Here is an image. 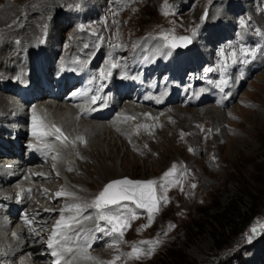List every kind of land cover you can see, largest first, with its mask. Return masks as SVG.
<instances>
[{
  "label": "rangeland",
  "instance_id": "rangeland-1",
  "mask_svg": "<svg viewBox=\"0 0 264 264\" xmlns=\"http://www.w3.org/2000/svg\"><path fill=\"white\" fill-rule=\"evenodd\" d=\"M37 1L39 0H0V10L12 11L11 15L5 13L10 20V28L9 31L6 27L2 28V33H18L5 47L7 53L13 51V46H18L22 52L21 58L24 57L23 51L27 49L19 40L22 38H18L19 34L24 32H20L23 30L22 15L30 16L32 9L40 5ZM63 1L66 0H57ZM166 2L165 8V0H73L71 5L60 4L50 10L53 15L36 25L34 40L45 42L50 48L57 49L56 57L64 55V48L67 49L68 46L69 56V47L77 41L85 42L83 37L86 38L89 34L87 29L94 28L98 35L96 37L101 38L103 35L102 42L97 43L95 38V47L102 43L105 47V40L108 38L109 43L115 45L113 50L119 52L124 60L132 54L137 45L158 43L162 33L190 36L193 38L192 44L197 39L199 41L200 34H204L206 51L203 54L206 55V60L203 67H216L218 63L221 64L217 53L224 51L228 54L222 57L232 61L229 69L230 85L222 88L227 91L224 92L226 95L230 92L231 98L222 101L220 95H217L218 102H203L198 104L199 106H185L179 102L160 108L136 105L149 111L146 110L143 116L126 114V118L133 124L132 131L124 134V137L113 139L111 146L109 140L101 144L103 159L95 158L93 153H86L88 159L84 163L80 162L83 163L82 167L78 161L73 163L76 173L74 170L70 173L61 172L65 179L61 182L57 172L51 177L49 173L39 172L50 178H44L42 182L35 181L40 191V196L34 201L35 207L41 212L45 211L43 213H49L51 211H47L48 208H59L62 211L68 205L79 204L81 215L79 211L75 212L76 210L64 211L63 215L75 213L72 217L80 220L89 217L92 222V213L88 214V210L92 208L96 196L110 181L127 178L133 181L155 180L159 183L163 174L175 165V183L168 185L166 189L158 186L156 188L157 195L166 198L167 202L161 201L159 211L153 214L150 226L149 214L140 211L131 202L123 201L120 205L103 209L105 215L127 217L129 226L124 229L123 237L116 233L109 235L107 233L110 232L111 225L102 220L100 229L106 236L102 240V235L97 233L98 237L100 236L98 244L92 249L82 248L77 255L82 259L75 264H109L115 257H120L115 264H166L169 254L178 256V259L168 264H264V227H260L264 225V0L226 2L231 4L233 11L224 12L221 17H225L229 24L222 21L223 34L212 40L205 32L206 23L210 18L213 19L209 18L213 6L224 5L225 0ZM97 3L98 11L84 17L82 8ZM165 11L167 15L163 14ZM79 15H82V22L79 21ZM1 17L2 15L0 20L3 19ZM65 18L70 24L64 25ZM217 23L218 21H214L209 24ZM208 28V31L211 28L213 31V26ZM91 33L93 34V31ZM258 36L261 37V43ZM242 37L247 39L244 40L246 46L239 47L240 41L244 39ZM84 42V50L90 47V53L97 51L93 49V45H88L91 41L85 44ZM253 44L255 46H252ZM160 46L161 44L159 48ZM231 47L234 48L229 50ZM143 48H146V45ZM161 49L164 50H159ZM172 49L174 48L169 51ZM241 49L247 55L239 57ZM88 51L87 54H90ZM233 52L239 61L233 62ZM18 58L11 59L10 62L16 64ZM242 58L254 62V68H250L251 65ZM192 66L190 67L194 70V65ZM239 66L240 70L237 71ZM202 84L204 83L199 82V85ZM210 87L215 85H203L201 88ZM0 94L5 95L1 91ZM7 102L10 103L8 100L2 105L9 106ZM168 106L180 107L181 115L172 114L167 110ZM205 107L207 110L197 111ZM85 142L81 145L85 146ZM72 150L68 155L75 157L72 155L75 146ZM95 153L97 154V151ZM61 155L64 157V154ZM108 155L114 156L111 161L107 158ZM103 160L106 165L114 166L117 174L107 175L99 182L95 167ZM53 167L55 168V165H50L48 170L52 172ZM66 174L70 179L68 181ZM66 183L74 188L67 190L68 187L63 185ZM52 189H56L54 194L63 192L72 195H61L60 201L52 204L51 200L58 197H54ZM46 199H51L49 204L45 202ZM61 211L56 212L58 217L61 216ZM84 212L86 213L83 214ZM133 213L135 218H132ZM46 215L48 216L47 213ZM91 224H83L82 227H90ZM254 226L258 232L250 241L251 229ZM92 232L93 230L89 235H92ZM133 245L144 249L145 254L140 259L128 257L127 253L131 252ZM151 247H154V251L148 255L147 250ZM84 254L94 259H85Z\"/></svg>",
  "mask_w": 264,
  "mask_h": 264
},
{
  "label": "bare ground",
  "instance_id": "bare-ground-1",
  "mask_svg": "<svg viewBox=\"0 0 264 264\" xmlns=\"http://www.w3.org/2000/svg\"><path fill=\"white\" fill-rule=\"evenodd\" d=\"M235 1H238V0H235ZM71 2H73V0L72 1L66 0L63 2H57V0H39V1H37V3H39L40 5H38L34 9H32L30 16L22 15L23 22L21 23V25L23 26V30H21V31L19 30V31L20 32L24 31V32L20 33L19 34L20 37H18V38H22L19 40L23 44L24 48L27 49V50L23 51V53L25 52L24 57H23L24 62L27 59L29 60L30 51L33 47H35L34 45L36 44V42H38V41L34 40L36 25L42 23L46 19H49L50 15H53L52 14L53 12L52 11L50 12V10L52 8H54L56 6L59 7L60 4H65V3H66V6H68L67 3H70V5H71L72 4ZM226 2L232 3V0H225V2H223L224 5L221 4V6H218V5L213 6V8L211 10V16L209 15V18L213 17V19L210 18L207 21L206 27H207V29H209L208 27L213 26V31H212V28L209 31L205 28L206 29L205 32H206V34H208L210 36L211 40L214 37H218V36H221L223 34V32H224V30L222 28L223 25L221 26V24L223 22H225L226 24H229L228 20L225 21V17H221L222 13L230 12L231 10L233 11L232 7L230 6L231 4L228 5ZM98 6L99 5L97 3L94 5L91 4L90 6L83 7L82 8L83 9V11H82L83 16L88 17V16H90V14L93 15V13L95 11H98ZM85 9H86V12H85ZM7 11L8 10H6V9L0 10V16L2 15V17H3V19L0 20V37L3 38V40L0 38L1 39V44H0V82H3V84H5V85H7V84H9L15 80H18V78L22 77V74H23V70L19 68V65H16V64L10 62L11 59L18 58V55L20 53H22L19 51V49H18L19 47L13 46V48H14L13 51L10 50L11 52H8V53L5 50V47L8 46L10 39L13 36L18 35L17 32H14L12 30H11L12 33L11 32H7L5 34L2 33V30H1L2 28L6 27V30L8 29V31L10 28V25H9L10 20H9V18H7V16L11 15L12 11H10V12H7ZM6 12L8 13L7 16L5 14ZM34 14H35V16H34ZM259 19L263 20L261 18H259ZM64 21H65V22H63L64 25L69 23V22H66V18ZM214 21H218L219 24L218 23H217V25L216 24H209L210 22H214ZM60 30L61 29L59 28L58 33H60ZM96 33L93 30V34L92 33L90 34L91 36L88 34V36H86V38L83 37L85 42H87L86 40H87V38H89L91 42L88 45H93V49L95 48V51L97 50L95 52V54H93L94 52L90 53L88 51L90 49V47L87 50H84L85 51L84 57L88 56L90 59H92V63L95 62V60H97L98 57L105 56L104 52H103V47H104L103 43H102V45H98L96 47H95L96 44L94 45V39H92V38L93 37L95 38L96 36H98ZM49 36H52V35L49 34ZM199 37H200L199 41L197 39V41L195 43L191 44L192 46L190 45L187 49H182V50L172 49V51L167 56V60L170 62L172 61L174 64H176L177 66H180V67L188 65V64H190V66H192V65H194V60L204 62L206 60V55L203 53H204V51H206V49H205V42H203V40L206 39L205 38L206 36H204V34H202V35L200 34ZM202 37H203V39H202ZM49 41H50V39H48V42ZM82 42H84V41H82ZM82 42L77 41L73 46L71 45L69 48H71V51H72V49H74V50L77 49L76 51H78V49L80 47H84ZM85 42H84V44H85ZM66 43H68V42H66ZM206 43H208V42H206ZM76 46H78V48H76ZM114 47H115V45H112V47H110V48H114ZM55 50H57V49H55V48L49 49L48 45H46V47L44 49V54H43L44 55V61H45L43 64L44 67L49 68V66L56 60L55 55L52 58L53 53L56 54ZM64 50L66 52L65 54H67L68 50H70V49H68V46H67V49L64 48ZM87 51L90 54H87ZM160 51L162 53L163 50L161 49ZM117 54H118V52H117ZM115 56H118V55H115ZM106 59H107V61H109L110 63L113 64L114 56H111L110 58L106 57ZM145 61L146 60L144 59L142 61V63ZM192 68H193V66H192ZM194 70H195V68H194ZM162 72L165 73V68L162 69ZM145 77H146L145 80H147L148 77H150V78L152 77V78H158V81H161L160 75H157L155 71H150L149 73L145 74ZM100 82H99V87L101 90V95H100L101 102H108L110 105L113 106V111L118 110V111H116L117 112L116 115L111 117V119H107V120H103V121H94V122L93 121H81L79 123H76V118L73 117L72 114H70V112H71L70 109H64L61 107H57V108L51 110L49 108H44L45 112L46 111L49 112V114H48L49 119H51L54 122H60L62 125H66V127H67L66 131H65L66 136H68L70 138V140L74 141V143H72L73 145H70L67 142L65 144H62V143L57 144V146H58L57 152L55 155H53V156H56L57 159H53V156H52V157H50V161H48L47 159H44V158L41 161H39V159L37 158L35 161L33 160V162H31L30 164L29 163L22 164V162H21V166H27V167L25 168V170L21 169L18 172V174L16 175L15 180L20 178V181H18V183H16V184L22 183L21 185L23 187H26V183H27L26 181L28 179H30L29 184H30V186H32V189H33L32 193H33L34 197L40 196V191L38 189V186H36V182H42V179H44V178H48L49 176L50 177L55 176L54 175L55 172H57V174H60V176H58L59 182H61L62 180L64 181L65 179H63L61 172H66V173L69 172L70 173L74 170V172L76 173V169L74 168L75 161L76 162L78 161V163L82 167V164L84 163V161L86 159H88V156H86V153H89V154L93 153L92 155H95V158L98 159V157H99L100 159H103L102 154L104 153V151L102 149L101 144L105 143L106 140H109V145L111 146L112 141H114L113 139H118V137H124V134H129L132 131L133 124L131 122H129L128 118L126 119V114L127 115L134 114V115L143 116L147 112L146 110H148V109H146L145 107L144 108L143 107L138 108L136 105L132 104L133 100L130 98V96L124 97V93L118 92V90L111 85V80H106V78H103L100 80ZM102 84L103 85L104 84L109 85L110 91L108 93H105V91L101 88ZM185 89H188V87H185ZM162 92H164V94L161 96H164L165 94H167V90L165 87H164V90H162ZM116 94H117V98L115 97ZM202 94H203L204 98L207 96V93H202ZM159 97H160V95L154 96L155 99H157ZM8 100H9V98L7 97V95L0 94V112H2V113H0V123H4L3 118L6 115H8L10 112H13V111H11L12 108H10L12 103L10 104L7 102L6 104L7 105L9 104V106L2 105L3 102L5 103ZM187 101L188 100H186V102ZM126 102H129L130 104L126 103ZM143 105H147V104L143 103L142 106ZM150 106H152V105H150ZM160 107H163V106H159L157 108H160ZM161 109H163V108H161ZM180 109H181L180 107H176V106H171V107L168 106V108H167V110H169L172 114H175L177 116L181 115V112L179 111ZM200 110H207V107L202 108V109H198L197 111H200ZM118 115H121V116L118 117ZM138 127H140V126L138 125ZM141 129H143V128H141ZM4 132H5V129L0 126V138H3L4 140H8L6 136H3ZM78 137L84 138V141L87 142V143L85 142L86 143L85 146L81 145L80 140L77 139ZM122 144H123V142H122ZM100 145H101V147H100ZM73 146H75V152H73L72 155H74L75 157H71L68 155L69 151H73L72 150ZM90 148H91V150H90ZM4 149H6L7 154L10 152V150L7 147L2 145V141H0V153H2V151ZM95 151H97V154L95 153ZM4 154L0 155V182L2 184L3 183L6 184V187H7L8 185H12V184L5 181V179H4L5 175L7 174L10 176V173L13 174L14 171L19 170L21 168V166H15L14 163H10V164L7 163V162H9L8 159L11 157L7 156V157H5L6 159H4ZM61 154H64V157H62ZM113 157L114 156H112V155H108L107 158L110 159V161H111V159ZM19 159H22V158H19ZM81 161H83V163H80ZM18 163H19V161H18ZM45 165H47V166H45ZM50 165H55V168L54 167H53L54 169L52 168L53 169L52 172L50 170H48ZM95 170L94 171L96 172V174L99 175L98 176L99 182L102 180L103 177L110 175L112 173H116L114 166L106 165L104 163V160L99 161V164L97 167H95ZM41 171L45 172V173H49V176L46 177V175H45V177H40V176L36 175L37 173H39ZM33 172H35V173H33ZM31 173H33V174L31 175ZM21 175H23V177H20ZM66 176H67V178L65 177L66 181L70 180L68 177V174H66ZM46 180H48V179H46ZM68 184L69 183L63 184L64 186L68 187L67 190H69L70 188H74L72 186H68ZM51 191L53 193L56 191V189L55 190L52 189ZM8 192L4 191L3 193H8ZM54 197H57V193L54 194ZM61 198L62 197H57L55 200L54 199L51 200L52 204L57 203V201H60ZM26 201L30 204L29 206L32 207V210H30V212L34 211V212H36V214L40 215L39 219H46V218H52L53 217V215H50L51 212L47 213L48 214V216H47L46 213L41 212L40 209L35 207V203H34L35 198L33 199V197H31L30 199H26ZM49 201H50L49 199L45 200V202H47V204H49ZM75 212L78 213V211H75ZM80 212L81 211H79V214H80ZM86 212H84L83 214H85ZM68 215H69L68 217H72L75 215V213L69 212ZM75 221H80V222L76 223ZM90 221H91V218H89V217L88 218L86 217L85 219H82V220H80V218L79 219L76 218L74 221H71V223H73L72 225H75V227L76 226L82 227L83 224L90 223ZM39 225H42L41 221H40ZM37 228H38V226H37ZM7 233L8 232H5L4 228L0 225V262L3 261L4 264H15V263H17V261L19 262V264H39V263L42 264L43 263L42 258L37 257L36 252H34V250H32L31 247L26 246L25 244H22L18 240L9 238L7 236ZM61 242H63L64 244H69V239L68 240H62L61 239ZM64 253H67V251H65ZM79 259H82V257L73 256V258L71 259V264H75V263L79 262Z\"/></svg>",
  "mask_w": 264,
  "mask_h": 264
},
{
  "label": "snow or ice",
  "instance_id": "snow-or-ice-1",
  "mask_svg": "<svg viewBox=\"0 0 264 264\" xmlns=\"http://www.w3.org/2000/svg\"><path fill=\"white\" fill-rule=\"evenodd\" d=\"M164 7H167V2L165 0ZM164 15H167V11L163 13ZM193 35H195V32H193ZM161 38L165 41V47L169 48H176V47H184L188 43L191 42L189 37H175L170 36L168 34H161ZM241 55H247V53L241 49ZM236 53L231 54V59L233 62H235ZM112 68H115L116 65L113 64L111 66ZM212 69H208L207 71H211ZM109 76L111 75V68L108 70L107 73ZM101 78H104V72H101ZM96 98L93 97V100ZM32 135L37 140L38 143L45 144L44 149H37V151H41L42 154H47L48 152L53 150L52 143L47 141L46 137H52L56 141H60V143L65 144L67 143H74V141L70 140L68 136H66L63 132V130L59 127H56L55 125H46L45 122L42 120H38L37 117H33V128H32ZM77 139L80 140L81 143L84 142L83 137H78ZM31 148L32 146L29 145ZM53 159H57L56 156H53ZM176 172V166L173 165L171 169L166 171L163 176L161 177L160 182L158 183L155 180H147V181H133L130 179H121V180H115L110 183H108L103 190L96 196L94 201L92 202V207H95L99 213V218L101 220H106L109 225H111V230L107 234L116 233L120 237H123L124 235V229H126L129 226V221L127 217L121 216V215H105L103 213V209L108 208L109 206L113 205H120L122 201H130L131 203L135 204L137 208L144 209L148 212V221L149 225H151L153 220V214L159 211L161 201L163 200L165 203L166 198L160 197L157 195L156 188L157 186L161 189H166V187L170 184L175 183V180L173 179ZM195 187V186H193ZM61 195H68L71 196L72 193H63L58 192L57 196ZM81 209V205L79 204H72L66 206L61 211V219L56 221L55 226L52 229V234L48 238V247L51 249V254L53 257H56L53 264H61V252L70 251V249L60 248L58 250L57 246L60 244V240L63 239V232L62 229L70 227V222L74 221L75 217H68L67 219L63 216L64 211H79ZM132 218H135V213H133ZM27 223V220H25ZM98 230L99 225L97 226ZM260 227H264V225H261ZM252 236L249 237V240L253 238L258 232L257 227H252L251 229ZM15 235V234H14ZM59 237V239H58ZM147 243V242H141ZM154 251V247H151L147 250V254L150 255ZM145 254L144 249L141 247L132 246L131 252L127 253L128 257L130 259H140L141 256ZM83 258L85 259H94L90 256H87L86 254L83 255ZM120 259V257H115L113 261L109 262V264H115V261ZM64 264H68L67 261L64 262Z\"/></svg>",
  "mask_w": 264,
  "mask_h": 264
},
{
  "label": "trees",
  "instance_id": "trees-1",
  "mask_svg": "<svg viewBox=\"0 0 264 264\" xmlns=\"http://www.w3.org/2000/svg\"><path fill=\"white\" fill-rule=\"evenodd\" d=\"M166 258H168V262H166V264H168V263H173V262H175V260H177L178 259V256L176 257L175 255H172V254H169V255H167V257ZM172 261V262H171ZM163 264V263H162Z\"/></svg>",
  "mask_w": 264,
  "mask_h": 264
},
{
  "label": "water",
  "instance_id": "water-1",
  "mask_svg": "<svg viewBox=\"0 0 264 264\" xmlns=\"http://www.w3.org/2000/svg\"><path fill=\"white\" fill-rule=\"evenodd\" d=\"M112 182V181H111ZM110 183V182H109Z\"/></svg>",
  "mask_w": 264,
  "mask_h": 264
}]
</instances>
